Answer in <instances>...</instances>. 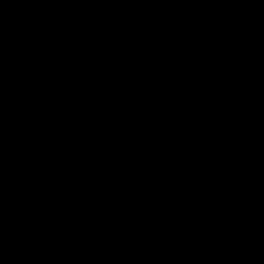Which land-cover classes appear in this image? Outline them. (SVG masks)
<instances>
[{
    "label": "water",
    "instance_id": "obj_1",
    "mask_svg": "<svg viewBox=\"0 0 264 264\" xmlns=\"http://www.w3.org/2000/svg\"><path fill=\"white\" fill-rule=\"evenodd\" d=\"M0 264H264V0H0Z\"/></svg>",
    "mask_w": 264,
    "mask_h": 264
}]
</instances>
